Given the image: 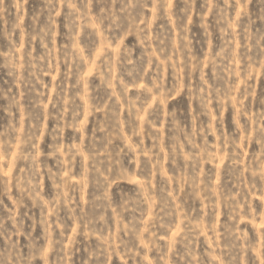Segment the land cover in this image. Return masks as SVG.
Returning a JSON list of instances; mask_svg holds the SVG:
<instances>
[{
    "label": "rangeland",
    "instance_id": "1",
    "mask_svg": "<svg viewBox=\"0 0 264 264\" xmlns=\"http://www.w3.org/2000/svg\"><path fill=\"white\" fill-rule=\"evenodd\" d=\"M0 264H264V0H0Z\"/></svg>",
    "mask_w": 264,
    "mask_h": 264
}]
</instances>
